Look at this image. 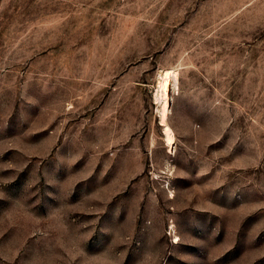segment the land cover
<instances>
[{"label":"rangeland","instance_id":"rangeland-1","mask_svg":"<svg viewBox=\"0 0 264 264\" xmlns=\"http://www.w3.org/2000/svg\"><path fill=\"white\" fill-rule=\"evenodd\" d=\"M0 264H264V0H0Z\"/></svg>","mask_w":264,"mask_h":264},{"label":"bare ground","instance_id":"bare-ground-1","mask_svg":"<svg viewBox=\"0 0 264 264\" xmlns=\"http://www.w3.org/2000/svg\"><path fill=\"white\" fill-rule=\"evenodd\" d=\"M177 72L173 69L170 70H165L164 74L162 76V79L159 81V85L161 87V109L159 111V119L161 123H166V115L168 112L169 108V89H170V78L171 77H176ZM173 86V83H172ZM165 141L172 145L171 143L173 142V133L171 132L170 129L166 130L165 133ZM167 144V145H169ZM169 145V146H170Z\"/></svg>","mask_w":264,"mask_h":264}]
</instances>
